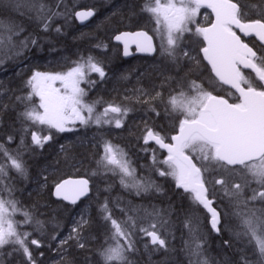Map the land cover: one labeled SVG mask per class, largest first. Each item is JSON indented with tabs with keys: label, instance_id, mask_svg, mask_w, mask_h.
Segmentation results:
<instances>
[{
	"label": "snow or ice",
	"instance_id": "snow-or-ice-1",
	"mask_svg": "<svg viewBox=\"0 0 264 264\" xmlns=\"http://www.w3.org/2000/svg\"><path fill=\"white\" fill-rule=\"evenodd\" d=\"M0 6L19 11L21 7L34 6V0H0ZM202 7L210 8L215 13V22L210 27L195 29V34L206 42L199 52L203 54L202 59L211 65L215 78L224 85H230L238 93L239 102L230 103L223 96L214 95L212 91H205L203 84L191 81L188 88L190 92L195 93L194 95L180 91L177 95L170 96L168 100L171 111L183 116V119L179 120V133L171 137L174 143H165L164 138L151 130L148 131L145 142L152 140L161 148L167 149L168 156L162 162L167 165V170L159 171V175L173 177L177 188H182L184 192L191 195L193 202L202 205L211 214L212 229L219 233L223 209L218 211V206L214 204L221 192L240 203L241 197L251 187L250 181H255L260 190L252 188L251 197L243 203L258 201L264 204V0H260L257 19L249 18L244 0H167L165 3L161 0H154V2L149 0L142 11L153 16L155 23L160 26L157 31L161 39V55H167L172 63H177L179 54L182 53L185 59L195 61L196 66L199 65V60L191 56L188 51L180 50L178 53L177 41L183 33L191 32L187 25L194 22ZM94 14V11L89 10L75 12L74 15L84 22ZM59 16L67 18V13L49 11L43 16L38 15L42 30L48 32L53 20ZM233 28L238 29L245 37L254 35L258 38L261 54L258 55L256 50L244 43ZM12 30L11 23L0 20V47L5 41L4 32L18 35ZM54 31L60 33L61 27L56 26ZM11 38L9 35L7 40L10 42ZM115 39L123 40L125 55H129V42L134 43L138 51H156L152 44V37L146 32H124L117 35ZM29 43L36 45L37 40L29 38L22 42L24 47H27ZM81 60L83 62L77 61L76 66L66 73L35 72L27 82L32 86L33 91L27 96L16 97L18 102L25 105L31 104L33 95L39 97L38 105L26 106L25 110L18 114V118H22L24 122H30V125L22 128L24 135L21 136V146L24 145V138L29 132L34 146L43 148L48 141L52 140L51 134L41 135L39 132L31 131L32 127H41L42 130L51 133L52 129L57 132L72 131L69 125H75L76 121L82 125L94 123L99 127L113 123L116 128L123 126L124 118L131 109L108 104L102 113H96L93 105L84 103L83 97L86 93L79 86L80 82L91 73H97L103 79L105 71L91 56ZM2 62L0 60V63ZM239 65L251 69L259 83L254 85L253 80L247 79ZM57 81L60 82L61 88L54 86ZM141 91L143 95H148L147 92ZM160 95L157 93L156 97ZM0 107L6 108L7 105H0ZM84 112L87 115H84ZM109 113L114 114V118H109ZM7 139L8 142H12L14 137L10 135ZM101 140L104 155L98 161V165L114 174L119 172L122 187L135 190L138 196L153 189L156 192H162L161 187L154 181L147 178L139 180L135 178V170L130 169L118 145L112 144L103 137ZM61 151H65L64 146H61ZM0 152L9 161L7 166L15 169L21 176L27 177V162L23 159L22 153L13 156L3 144H0ZM189 153L196 154V160L200 166H197ZM154 163H156L155 159ZM5 167L6 165L0 164V175L4 174ZM212 173L220 178L210 180L205 178L206 174ZM126 178H131L133 182L129 184ZM88 183V180L84 179L64 180L56 185L55 194L75 204L81 196L87 194ZM210 196L212 198H209ZM116 207H119L118 203ZM98 210L101 218L111 226L110 236L106 239L113 241L100 252L104 264H131L128 254L136 251L135 241L132 239L133 233L126 227H122V223L135 228L136 219L133 216H128L124 222L114 219L107 199L99 205ZM17 211L19 209L16 201L0 199V250H3L5 245H10L13 251L7 253L9 256L13 254L20 256L22 264H37L30 246L39 248L41 241L30 239L32 234L29 232L17 231V224L11 219ZM120 211L122 213L132 211L135 215L137 210L125 207L120 208ZM144 211L145 217L153 221L148 227L139 228V232L144 237L150 238L149 243L144 245L145 249L152 247L154 251L167 250V241L161 234V230L168 224L166 210L153 206L152 211L147 209ZM23 215L24 224L33 222L30 213L25 211ZM88 223L89 221L82 215L69 237L60 240L59 247L63 249L69 240H75L77 247L84 248L85 245L80 243L81 232ZM35 224L37 231L43 226V222L39 220H36ZM243 225L245 231L242 235L248 237L250 242H255L260 257L264 258V220L253 213L243 220ZM185 226H189L188 220L185 221ZM189 231L193 239H197L194 235L195 230L189 228ZM56 238V236L52 237L53 240ZM228 243L225 241L226 245ZM201 250L202 242H197L192 254L199 256ZM201 264H208V261L203 260ZM243 264H248V261L244 260Z\"/></svg>",
	"mask_w": 264,
	"mask_h": 264
},
{
	"label": "trees",
	"instance_id": "trees-1",
	"mask_svg": "<svg viewBox=\"0 0 264 264\" xmlns=\"http://www.w3.org/2000/svg\"><path fill=\"white\" fill-rule=\"evenodd\" d=\"M148 2L149 0H49L47 5H42L38 15L43 16L49 11H59L67 13V18L56 17L48 32L42 30L38 15L34 21H31L29 16L17 15V18L23 20L27 27L23 33V41L34 38L37 44L29 43L27 47L22 45L19 52L14 47L13 52L17 56L13 59L9 57L8 61L5 60L0 64V85H2L0 105H7L6 108L0 107V144H3L7 151H16L14 147L21 142V136L24 135L17 130L30 125V122H24L22 118H18V114L25 110L26 106L31 107L39 103L35 95L32 96L29 105L16 100L17 96H27L33 91L27 82L35 72L63 73L75 67L77 61L83 62L81 58L93 57L104 68L105 77L101 79L97 73L87 75L83 84L86 93L84 100L102 112L108 104L131 109V103L134 101L132 89L135 82L140 85L141 81H148L146 82L150 90L148 97L156 103L158 98L156 94L160 91L156 89H162V93L166 92L171 96L175 89L188 88L191 81L204 84L205 80L211 78L210 70L200 56L199 49L203 45L200 36L191 38L187 34L182 35L184 43L178 49V53L184 50L196 57L199 60L198 66L195 61L185 59L182 53L179 54L178 62L172 63L167 55H161L159 44L152 57L123 58L120 47L112 41L113 36L118 32L137 29L152 32L156 25L155 19L149 13L142 11ZM80 8H92L95 12L94 18L85 25L78 24L74 19L75 11ZM56 26L61 27L60 33L54 31ZM97 45L101 47H96ZM185 62H190V67L182 74H178L177 68L181 69ZM187 74L191 75L192 79L185 82L184 77ZM15 88L16 91L13 90ZM139 100H141L140 97ZM169 114L172 115L171 110ZM135 117L141 120L131 109L124 118L121 128H116L113 124L98 127L91 123L77 124L72 131H66L60 135L40 130L41 134H51L53 137L43 148L32 145L30 132L25 136L24 144L29 146V151L32 152L28 151L25 158L32 160L28 162V177L23 179L19 175L16 182L12 181L17 186L14 196L19 201L20 207L25 208L32 215L46 214L45 217L50 216L52 219L58 217L56 225L52 220L50 224H45V229L39 228V231L34 228L31 231L22 227L18 228L19 232L31 233L30 239L41 241L39 248L30 246L37 264H104L100 252L112 242L111 239H106L110 236L111 226L101 218L98 210L105 199L109 201L113 218L119 222H124L120 208H125L128 201L148 200L156 208L166 210V215L174 213L172 215L174 218L170 221L173 226L179 224L180 236L185 235L184 231L191 228L188 212L202 210L201 205L193 202L191 195L184 192L182 188H177L171 176L159 175L162 168L160 154L158 151L155 153L156 163L154 159L153 161L148 159L147 149L142 143V130L135 128V121L132 123ZM33 128L36 127H32L31 130ZM10 135L14 137L12 142H8L7 139ZM101 137L114 145L121 146L132 159L131 163L135 170L141 176H144V173L150 174L154 182L161 187L162 192H156L153 189L138 196L122 187L118 180H114L113 186H106L104 184L107 181L106 177L113 176L103 166L98 165V161L104 155ZM61 146H64L65 151H61ZM1 155L2 152H0V160L3 159ZM10 169L13 178L16 174L15 169L11 167ZM69 176H86L91 182L90 195L78 205H68L52 195L54 186L61 179ZM95 176H98V179ZM253 188L258 191L259 186L256 182ZM251 193L252 191H249V194L244 196L245 201L249 200ZM228 198L224 194L216 197L214 206H218L219 211L223 209L221 211L223 223L220 225L219 234L209 231L212 243L219 248L220 252H217V256L221 259L220 262L243 264V261L247 260L248 264H264V259L260 257L256 245L247 247L240 243L246 242L236 233V228L240 226L241 213L235 209V204ZM117 203L119 207H116ZM236 204L240 206L238 202ZM82 215L89 221L88 226L81 232L80 243H83L85 247L79 248L75 240H69L62 249L59 247L60 240L69 237ZM233 219L236 220L237 225ZM20 220H22L21 216L14 214V221L19 223ZM186 220L189 222L188 227L185 226ZM122 227H126L133 233L124 223ZM173 229L176 233V228L173 227ZM227 230L232 237L226 233ZM53 236L57 238L53 240ZM132 239L135 241L136 251L129 253L131 263L165 264L160 260H165L169 254L168 249L172 245L170 242H167V250L154 251L152 247L145 249L144 245L149 242L142 233L138 237H135L133 233ZM225 241L229 243L226 245ZM247 242H250L249 238ZM12 251L13 248L10 245H5L3 250H0V264H22L20 256L7 254ZM173 253L175 255L179 253V260L175 264H194L188 259H182L177 248Z\"/></svg>",
	"mask_w": 264,
	"mask_h": 264
},
{
	"label": "rangeland",
	"instance_id": "rangeland-1",
	"mask_svg": "<svg viewBox=\"0 0 264 264\" xmlns=\"http://www.w3.org/2000/svg\"><path fill=\"white\" fill-rule=\"evenodd\" d=\"M48 1L49 0H34V6L21 7L19 9V11L15 10L14 8H9V7H6V6H0V20H3L5 23H11L13 25V30L12 31L14 33H18V35H13L12 33H9V32H4L3 33V35L5 36V41H4L3 46L0 47V60H2L4 62L5 60L8 61L9 57L11 59L15 58L17 56V54L13 52L14 51L13 50L14 47H15L16 51L19 52L21 50V46L23 45L22 44V42H23V33L26 31L27 27L25 26V22L23 20H19L17 18V15L29 16L28 18L31 21H34L37 18L38 12L41 10L40 9L41 6L44 5V4L47 5ZM245 1H248V0H244V2ZM249 1L252 4H256V5L260 4V0H255L253 2L251 0H249ZM161 2L165 3V2H167V0H161ZM200 17L202 18L203 16H200L199 12H198L197 16L195 17V21L193 22V25L197 24L199 26V18ZM158 27H160V26H158L156 24L154 29H153V31H152V34L156 38L157 42L160 45L161 44V39H160V35H159L158 31H157ZM190 34L194 38H195V36H197L195 34V31H192ZM9 35H11V37H12L10 42L7 40V37ZM182 43H184V38L181 36L180 39H178V41H177L178 49L181 47ZM2 63H0V64H2ZM189 65H190V62H185L181 69L177 68L178 69L177 72H179L178 74H182L183 72H185L190 67ZM69 70H67V71H69ZM67 71H65L63 73H66ZM40 73H45V72H40ZM86 77H87V75H86ZM191 79H192V76L189 75V74H187L184 77V81L186 80L185 82H187V81H189ZM85 81H86V78H85L84 81L80 82L79 86L82 89H84L83 84L85 83ZM54 86L57 87V88H61V84H60L59 81H57ZM13 90L16 91V88L13 89ZM17 90H18V88H17ZM38 101H39V97H38ZM83 101H84V97H83ZM84 103H86V102L84 101ZM23 111L24 110H22V112ZM95 112L96 113H102V111L96 110V109H95ZM83 114L87 115L86 112H84ZM109 118H114V114L110 113L109 114ZM77 124H80V122L76 121L75 125H77ZM92 124L97 126L94 123H92ZM75 125H69V127H71L73 129V127ZM105 125H108V124H105ZM105 125H103V126H105ZM113 125H114V123H113ZM36 128H39V129H36ZM36 128H33L31 131H36V132H39L40 134H41L42 131L49 132L47 130H42L41 127H36ZM40 130H41V132H40ZM17 132L18 133L22 132V128L20 130L18 129ZM51 132H54L57 135L64 134V132H57L55 129H52ZM22 134H24V133L22 132ZM41 135H45V134L42 133ZM30 137H31V134H30ZM24 140H25V138H24ZM20 141H21V139H20ZM28 147L25 144L23 146H21V142H20L19 144H17L14 147L16 149V151H14V152L8 151V152L11 155H13V156H17L18 153H22L23 159L27 162V167H28V162L32 160L31 158H25V155L30 150L29 149L30 147L29 148ZM119 148L123 151L124 159L128 161L130 169H134L135 170V168L133 167V165L131 163L132 159L125 152V150H123L121 148V146H119ZM29 152L32 153L31 151H29ZM1 157H3V159L0 160V164L6 165V167H5V170H4V174L0 175V199L14 200V201L17 202V208L19 209V211H17L15 214L20 215L21 218H22V220H20L19 223L16 222L17 231H18V228H20V227L26 228L29 231H31L32 228L37 229V225L35 224L36 220H39V221L43 222V226L41 227L42 229H45L46 228L45 224H50V222L52 220H53L52 222H55L53 224L56 225L57 224L56 220H58V217L56 219L55 218L52 219L50 216L45 217V216H47L46 214H40V215L39 214L38 215L37 214L36 215L33 214L32 215L31 212H29L25 208L20 207L19 201H17L16 196H14V193L17 192L16 191L17 186L14 183H12V181L16 182V180H17V178H19L20 174L15 170L16 174L14 173L15 175L12 178V176L10 174L11 169H10L9 166H7V165H9V161L7 160L6 157H4L3 153L1 155ZM197 163L199 164L198 161H197ZM160 166L162 167L161 170H167V165L161 163ZM107 172L110 173L113 177H111V176H110L111 178L106 177L107 181H105V183H104L106 186H109V187L111 185L113 186L114 180H118L120 182L121 175L119 174V172H117L116 174H114L112 171H109V170H107ZM144 174H145L144 176H141L138 171L135 170V172H134L135 178L137 180H139L140 178H147V179H149L151 181H154L153 177L150 176V174H148V173H144ZM215 176H217L215 173H212L211 175L206 174V177L209 180L212 179V178H217V179L220 178L218 176L217 177H215ZM27 177H28V169H27ZM95 177H96V179H98V176H95ZM21 178L24 179L25 177L21 176ZM171 178L175 181V179L173 177H171ZM126 182L131 184L133 182V180L131 178H126ZM254 183L255 182L250 181L251 187L241 197V202L239 203L240 206H241V207L239 206L240 208L236 204L237 203L236 201H233L231 198H228L231 202H233L235 204V207H236L235 209L238 212L241 213V219L239 220V225L240 226H238L236 228V233L237 234L238 233L241 234L240 237L243 238V240H245L246 242H240V243H242L243 245H245L247 247H249V246L252 247L253 245H256V244H255L254 241L247 242L248 241V237L242 235L243 232L245 231V228H244V225H243V220L245 218H247V217H250L253 213H255L256 217L260 218L261 220H264V204H261L258 201L250 202V204L243 203V201H245L244 196H247L249 194V191H252ZM9 189L11 191H8ZM128 190H130V189H128ZM130 191L133 192V193H136L135 190H130ZM144 194L145 193H143V195ZM221 195H222V192L218 196H221ZM251 195H252V193L250 194V197H251ZM153 206L154 205L151 202H149L148 200L143 201V202H141V201H128L126 203V207L127 208L136 209L137 210L135 215L133 214L132 211H128L127 213H123L124 221L127 220L128 216H133V218L136 219L137 223H136L135 228L131 227L130 225H127L133 231L135 237H138V235L139 236L141 235V233L139 232V228L144 227V226L148 227V225L153 222L151 220V218H146L145 217V211H144L145 209H147L148 211H152L153 210ZM25 211L30 213V215H32V217H33V222L31 224H24L23 223V221L25 219L23 213ZM167 214H169V216L166 215V219L168 220V224L166 225V227L164 229L161 230V234L167 240V242H170L172 245L168 249L169 250V254L165 257L166 259L165 260H160V262H163L165 264H175L176 262H178L179 253H177V255H175L173 253L174 249L177 248L179 250V252L181 253V258L182 259H188V260L192 261L194 264H201V262L203 260H207L208 264H222L220 262L221 259H219L218 256H217V252H220L219 248H216V246L212 243V241H211V239L209 237V229L207 228L206 222H205V220L207 218L205 217V215L203 214V211L201 209L188 212V217H190V220H191L190 221V227L195 230L194 235L197 237V239H195V240L193 239V235L190 234L189 229L184 231L185 235H183V236L181 235L180 236V233H179L180 226H179V224H176V225L173 226L172 222L170 221V219L174 218L172 216V215H174V213L171 212V213H167ZM11 219H13V221H14V215H12ZM16 220H18V219H16ZM233 222H235L236 225L238 224L236 222V220H234V219H233ZM173 227L176 228V233H174ZM149 230H151V229H149ZM226 233L229 236H231V234L229 233L228 230H227ZM147 240H148V238H147ZM197 242H202L201 255H199V256H196V255L192 254V250H193V248L195 246V243H197ZM112 243H113V241L110 244H112ZM181 243L183 244V247H182ZM108 245L106 247H108ZM262 259H264V258H262ZM128 260H130L129 254H128ZM131 264H136V263H131Z\"/></svg>",
	"mask_w": 264,
	"mask_h": 264
},
{
	"label": "flooded vegetation",
	"instance_id": "flooded-vegetation-1",
	"mask_svg": "<svg viewBox=\"0 0 264 264\" xmlns=\"http://www.w3.org/2000/svg\"><path fill=\"white\" fill-rule=\"evenodd\" d=\"M251 1L253 2L255 0H251ZM244 3L247 5V8L245 10L248 11L249 18L250 19L259 18L257 13L260 10V8H259L260 4H257V5L252 4L249 0L245 1ZM253 5H256V7H253ZM208 16H209L210 22H211L213 18L211 16L210 12H209ZM246 41L248 42V44L251 47H253L258 52V55L261 54L260 53V44L253 37H246ZM121 55H122V53H121ZM133 57H135V56H133ZM240 69L247 79L253 80L254 85L259 83L258 79L255 77V74L251 69H246L243 67H240ZM146 82H148V81H146V80L141 81L140 85L138 82L134 83V86L132 89V92L134 94L133 95L134 101L131 103V109L133 110V112L136 115L139 116V118L141 120H139L138 118L136 119V117H135L134 119H132V123L135 121L136 122L135 128L143 130V132H145V134L148 133L149 130H151L154 133L159 134L162 138H164V140L166 142L172 143L171 137L173 135H175L176 133H178V131H179V120L182 118H179L178 115H175L176 113H173L172 115L169 114V110H170V105H168L169 96H168V93H166V92L162 93L163 92L162 89H156V90H160V91H157V93H162V94L160 95V97H158L156 99V103L154 101H152L148 97L150 90L146 86ZM212 86L215 89H211V90L209 89L208 91H212L213 94L225 97L226 99L229 100L230 103H238L239 102L238 93H236L234 89H232L226 85L221 84L218 80L213 81ZM142 87H144V88H142ZM141 90L147 92L148 95H143ZM138 93H140V95ZM139 97L141 100H139ZM144 101H148V102L145 103ZM153 109H155V111H153ZM157 113H159V115H157ZM140 114L142 115V118H141ZM145 122H146V124H145ZM146 145L149 147L150 154H152L153 148L156 146L154 144H146ZM158 149H159V147H158ZM160 152H161V156L165 160L166 157L168 156V154H165L161 150H160ZM202 210H203V214L207 218L206 223H207L210 231L213 232L210 225H209L211 215L205 209H202ZM222 223H223V220H222V215H221V224ZM217 234H219V233H217Z\"/></svg>",
	"mask_w": 264,
	"mask_h": 264
},
{
	"label": "water",
	"instance_id": "water-1",
	"mask_svg": "<svg viewBox=\"0 0 264 264\" xmlns=\"http://www.w3.org/2000/svg\"><path fill=\"white\" fill-rule=\"evenodd\" d=\"M89 10H91V11H93L92 9H79V10H77L76 12H80V11H89ZM211 10V9H210ZM211 12H212V10H211ZM212 14H213V16H214V21H213V23L215 22V13H213L212 12ZM94 16V15H93ZM93 16H91V17H89L87 20H85L84 22H81L80 20H78L76 17H75V15H74V17H75V20L77 21V23L78 24H80V25H85L86 23H88L92 18H93ZM211 26V25H210ZM210 26H207V27H210ZM124 32H130V33H135V32H146L149 36H151L147 31H145V30H136V31H122V32H118V33H116L115 35H114V37H113V41L115 42V43H117V44H120L121 46H122V51H123V55L125 56V57H130L131 55H132V52H131V48L132 47H134L135 49H136V54H143V55H153V53L154 52H141V51H138L137 50V47H136V45L134 44V43H131V42H129V46H128V52H129V55H125L124 54V52H125V47H124V42H123V40H120V41H118V40H116L115 39V37L117 36V35H120L121 33H124ZM239 35L241 36H244L243 34H241V33H239ZM250 36H252V37H254L257 41H258V38H256L254 35H250ZM250 36H247V37H250ZM152 37V36H151ZM259 42V41H258ZM245 43V42H244ZM260 43V42H259ZM152 44H153V46L155 47V44H154V40H153V38H152ZM205 44H206V42H205ZM250 47V46H249ZM203 55V54H202ZM206 61V60H205ZM207 62V61H206ZM207 64H208V62H207ZM210 67H211V65L210 64H208ZM241 66H243V65H241ZM213 73V72H212ZM213 75L215 76V74L213 73ZM228 86H230V85H228ZM231 87V86H230ZM179 133V132H178ZM148 142H154V143H156L155 141H152V140H149ZM173 143H174V141H173ZM157 144V143H156ZM159 145V144H158ZM160 146V145H159ZM161 148V147H160ZM161 149H163L165 152H167L168 153V151H167V149L166 148H161ZM80 179H84V180H88V179H86V178H82V177H67V178H64V179H62L59 183H61L62 181H64V180H80ZM88 182H89V180H88ZM58 183V184H59ZM88 192H87V194L86 195H84V196H81L77 201H76V203H78L79 201H81V200H83V199H85L89 194H90V182L88 183ZM55 192H56V186L54 187V189H53V192H52V194H53V196H54V198H56V199H59V200H62V201H64V202H66V203H68V204H73L72 202H71V200H65L64 198H63V196H57L56 194H55ZM75 203V204H76ZM206 210V209H205ZM207 211V210H206ZM210 214V213H209ZM211 215V214H210ZM211 224V223H210ZM150 239V238H149Z\"/></svg>",
	"mask_w": 264,
	"mask_h": 264
},
{
	"label": "bare ground",
	"instance_id": "bare-ground-1",
	"mask_svg": "<svg viewBox=\"0 0 264 264\" xmlns=\"http://www.w3.org/2000/svg\"><path fill=\"white\" fill-rule=\"evenodd\" d=\"M123 58H125V59H128L127 57H125L124 55H123ZM69 177H82V178H86V179H88L86 176H69ZM56 186V185H55ZM54 186V187H55ZM54 189V188H53ZM53 192V191H52ZM218 244V243H217ZM218 246V245H217ZM185 248V247H184ZM186 256V255H185ZM172 261V260H171Z\"/></svg>",
	"mask_w": 264,
	"mask_h": 264
}]
</instances>
